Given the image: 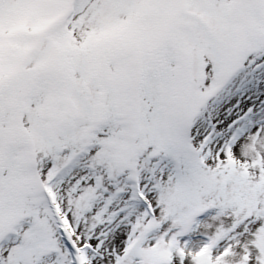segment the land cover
<instances>
[{"label":"snow or ice","instance_id":"1","mask_svg":"<svg viewBox=\"0 0 264 264\" xmlns=\"http://www.w3.org/2000/svg\"><path fill=\"white\" fill-rule=\"evenodd\" d=\"M0 264H264V0H0Z\"/></svg>","mask_w":264,"mask_h":264}]
</instances>
